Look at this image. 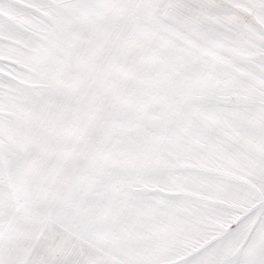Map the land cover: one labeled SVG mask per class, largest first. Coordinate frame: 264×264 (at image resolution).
Returning <instances> with one entry per match:
<instances>
[{
  "label": "snow or ice",
  "instance_id": "obj_1",
  "mask_svg": "<svg viewBox=\"0 0 264 264\" xmlns=\"http://www.w3.org/2000/svg\"><path fill=\"white\" fill-rule=\"evenodd\" d=\"M0 264H264V0H0Z\"/></svg>",
  "mask_w": 264,
  "mask_h": 264
}]
</instances>
